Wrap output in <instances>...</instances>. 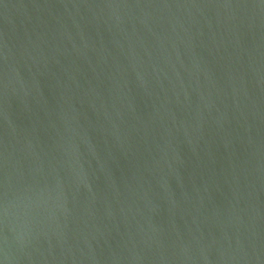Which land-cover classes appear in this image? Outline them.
I'll list each match as a JSON object with an SVG mask.
<instances>
[{
	"label": "water",
	"instance_id": "1",
	"mask_svg": "<svg viewBox=\"0 0 264 264\" xmlns=\"http://www.w3.org/2000/svg\"><path fill=\"white\" fill-rule=\"evenodd\" d=\"M0 264H264V0H0Z\"/></svg>",
	"mask_w": 264,
	"mask_h": 264
}]
</instances>
